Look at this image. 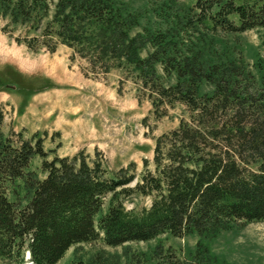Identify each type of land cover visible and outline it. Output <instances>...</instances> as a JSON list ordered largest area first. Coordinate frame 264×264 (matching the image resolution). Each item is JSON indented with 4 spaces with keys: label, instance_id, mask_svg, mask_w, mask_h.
<instances>
[{
    "label": "trees",
    "instance_id": "1",
    "mask_svg": "<svg viewBox=\"0 0 264 264\" xmlns=\"http://www.w3.org/2000/svg\"><path fill=\"white\" fill-rule=\"evenodd\" d=\"M0 17L1 31L30 52L66 46L85 78L119 70L154 120L181 110L137 173L134 163L108 170L97 151L48 159L36 134L1 133L0 108V264H26L27 253L32 264H58L81 244L211 239L264 222V59L249 66L224 39L260 30L264 47V0H195L183 11L178 0L138 9L128 0H0ZM133 197L148 203L128 209ZM126 264L218 263L198 241L185 259L155 247Z\"/></svg>",
    "mask_w": 264,
    "mask_h": 264
},
{
    "label": "rangeland",
    "instance_id": "2",
    "mask_svg": "<svg viewBox=\"0 0 264 264\" xmlns=\"http://www.w3.org/2000/svg\"><path fill=\"white\" fill-rule=\"evenodd\" d=\"M128 1L138 9L148 0ZM194 2L178 0V10ZM6 23L7 19L0 17V108L4 113L1 133L5 136L21 132L25 138L36 134L42 139L43 150L53 151L48 159L52 155L70 157L78 151L93 158L97 151L108 170L134 163L139 173L142 160L151 159L154 138L178 125L180 108L156 121L150 104L144 99L138 101L134 85L123 80L119 70L110 71L104 79L85 78L80 70L82 64L70 62L71 51L66 46H58L54 53L30 52L1 31ZM144 23L141 21L142 26ZM18 34H23L22 27L17 28L15 35ZM261 35L262 31L254 30L224 39L226 45H236L246 64L252 66L264 59ZM39 163L37 157L31 162L37 174ZM147 203L133 197L125 206L139 208ZM198 241L218 264H264V222L223 231L211 239L162 235L117 248L105 247L101 241L81 244L70 248L58 264H90L100 257L106 264H126L132 254L149 257L155 247L171 249L185 259L194 252Z\"/></svg>",
    "mask_w": 264,
    "mask_h": 264
}]
</instances>
